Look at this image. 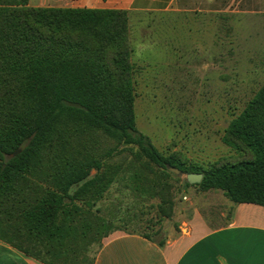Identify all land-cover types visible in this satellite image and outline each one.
<instances>
[{
    "label": "trees",
    "instance_id": "1",
    "mask_svg": "<svg viewBox=\"0 0 264 264\" xmlns=\"http://www.w3.org/2000/svg\"><path fill=\"white\" fill-rule=\"evenodd\" d=\"M129 15L0 0V240L43 264H94L89 248L97 243V256L107 235L94 209L122 174L154 193L144 162L167 176L203 174L202 191L264 206V85L224 138L248 159L202 169L163 155L136 126ZM106 142L115 147L103 151ZM121 147L139 169L110 163ZM159 193L169 219L170 193Z\"/></svg>",
    "mask_w": 264,
    "mask_h": 264
},
{
    "label": "rangeland",
    "instance_id": "2",
    "mask_svg": "<svg viewBox=\"0 0 264 264\" xmlns=\"http://www.w3.org/2000/svg\"><path fill=\"white\" fill-rule=\"evenodd\" d=\"M129 37L139 132L163 155L178 153L202 169L248 159L247 152L230 147L224 138L264 85V13L130 14ZM114 147L106 142L103 151ZM115 150L111 164L123 171L139 169L129 150ZM144 163L154 193L137 190L122 174L97 203L94 213L107 223L106 238L136 234L158 243L179 230L195 208L209 215V199L221 203V195L210 197L213 191L187 187L185 176H167ZM161 188L173 203L169 219L160 213ZM221 219L225 223L227 216ZM96 249L97 243L89 248L91 260Z\"/></svg>",
    "mask_w": 264,
    "mask_h": 264
},
{
    "label": "crops",
    "instance_id": "3",
    "mask_svg": "<svg viewBox=\"0 0 264 264\" xmlns=\"http://www.w3.org/2000/svg\"><path fill=\"white\" fill-rule=\"evenodd\" d=\"M29 6L130 14L264 13V0H29ZM213 192L210 197L221 195V203L209 199V215L195 208L179 230L160 241L163 245L136 234L105 237L94 264H264V206L234 204L222 192ZM0 264L43 263L0 240Z\"/></svg>",
    "mask_w": 264,
    "mask_h": 264
},
{
    "label": "water",
    "instance_id": "4",
    "mask_svg": "<svg viewBox=\"0 0 264 264\" xmlns=\"http://www.w3.org/2000/svg\"><path fill=\"white\" fill-rule=\"evenodd\" d=\"M20 150L17 151L19 153ZM169 172L173 173L175 176H185L186 177V182L189 185H198L202 182L203 180V174L199 173H188L184 174L181 170L174 168V167H168Z\"/></svg>",
    "mask_w": 264,
    "mask_h": 264
}]
</instances>
